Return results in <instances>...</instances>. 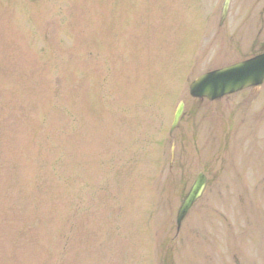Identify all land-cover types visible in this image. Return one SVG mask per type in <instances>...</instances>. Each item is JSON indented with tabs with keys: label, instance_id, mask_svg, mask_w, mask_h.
<instances>
[{
	"label": "rangeland",
	"instance_id": "rangeland-1",
	"mask_svg": "<svg viewBox=\"0 0 264 264\" xmlns=\"http://www.w3.org/2000/svg\"><path fill=\"white\" fill-rule=\"evenodd\" d=\"M221 3L0 0V264H264V83L188 94L264 23Z\"/></svg>",
	"mask_w": 264,
	"mask_h": 264
},
{
	"label": "water",
	"instance_id": "water-1",
	"mask_svg": "<svg viewBox=\"0 0 264 264\" xmlns=\"http://www.w3.org/2000/svg\"><path fill=\"white\" fill-rule=\"evenodd\" d=\"M230 0H223L220 21L227 16ZM264 81V54L253 59L233 63L221 68L207 71L195 79L188 86L189 94L196 98L217 100L248 86L260 85ZM184 111L183 101H179L174 110L170 131L177 127ZM173 149L171 148V161ZM207 178L203 172H198L189 189L183 196L176 212V230L206 190Z\"/></svg>",
	"mask_w": 264,
	"mask_h": 264
},
{
	"label": "flooded vegetation",
	"instance_id": "flooded-vegetation-1",
	"mask_svg": "<svg viewBox=\"0 0 264 264\" xmlns=\"http://www.w3.org/2000/svg\"><path fill=\"white\" fill-rule=\"evenodd\" d=\"M241 2H244V0H241ZM242 5L239 8V11L241 13H252L253 7L250 6L248 8H245V6ZM264 8V7H263ZM258 20V19H257ZM222 39L225 38V35L222 34ZM240 57L238 60H245L251 57H254L258 54L264 53V23L263 22H255L254 24H249L246 26H243L240 33ZM259 87H248L241 92H246V97L249 98L251 95L253 96L254 90L260 88ZM229 97V96H227ZM226 98V97H225ZM245 98V97H244ZM246 99V98H245ZM204 101V100H200Z\"/></svg>",
	"mask_w": 264,
	"mask_h": 264
}]
</instances>
